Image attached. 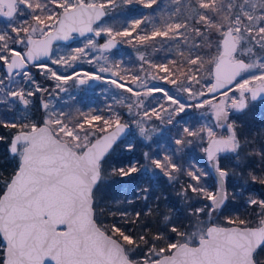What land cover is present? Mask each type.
<instances>
[{
	"label": "snow or ice",
	"instance_id": "obj_1",
	"mask_svg": "<svg viewBox=\"0 0 264 264\" xmlns=\"http://www.w3.org/2000/svg\"><path fill=\"white\" fill-rule=\"evenodd\" d=\"M174 3L148 31L150 13L119 29L105 18L159 0H0V113L11 114H0V143L16 161L6 178L0 171V264H264V125L253 115L264 104V0ZM77 37L81 46L54 47ZM157 38L181 59L141 53L130 72L105 55ZM69 81L129 95L57 112L51 98ZM190 109L203 110L199 121H184ZM161 126L176 131L155 152ZM189 150L203 166L181 162ZM146 176L163 179L174 203ZM118 184L133 197L110 204Z\"/></svg>",
	"mask_w": 264,
	"mask_h": 264
},
{
	"label": "trees",
	"instance_id": "obj_2",
	"mask_svg": "<svg viewBox=\"0 0 264 264\" xmlns=\"http://www.w3.org/2000/svg\"><path fill=\"white\" fill-rule=\"evenodd\" d=\"M154 8L155 10H149V9H142L139 6H135L130 9H116V11L112 13V15L115 14L116 16L115 19H118L119 21L123 22V21H131L132 19L140 17L146 13H150L151 14L150 20L146 21L144 24L141 25V29L146 27L149 29V27L150 28L152 27V24L154 23L155 20H158L160 24L159 19H161L162 14L168 17L169 14L175 10V3L174 0H159V6L158 7L154 6ZM111 16L107 18L109 19ZM120 17L122 19H120ZM141 29H138L137 31H140ZM135 34L136 33H133V35ZM127 39H131V38L129 37ZM118 40H122V38H118ZM120 44L121 47L119 50L112 51V53L114 54L112 61L113 63H120L123 67L129 69L130 72L139 71L141 62L139 61L138 57L141 53H145L150 59H153L156 62H166L169 59H177V60L181 59L180 57H177V55L173 56L174 41H169V40L161 41L160 38H157L154 47L151 46L153 44L152 41L146 42L148 47L141 44V42L138 40H133L132 43L120 42ZM175 51H177V49H175ZM145 67L147 66L145 65ZM169 67L174 68V65H169ZM126 79L130 80V76L126 77ZM148 82H152V81L148 80ZM52 83L53 82L49 81L46 86H51ZM92 99H93L92 96L91 98H89L88 95L82 97L80 93L77 97L74 98L70 97V100L63 103L60 107V111L69 114H75L77 110H80L82 112H89V110H92L91 107L94 104L91 103ZM148 100H151V97L148 98ZM121 111L124 112L125 114L127 113L126 109L122 108ZM197 111L198 110L190 109L187 112V114H182L184 116V121L189 123H195L199 121L200 111L199 112ZM0 114L5 116L11 115L10 113H0ZM253 115L255 121L254 126L256 128H259L260 126L264 125V104L257 103ZM36 118L39 119V115H37ZM154 123L159 124V121H154ZM161 128L162 131H160L153 138L152 149L155 152H160L163 149L170 147L171 146L170 137L176 131V129L164 128V126H161ZM130 136L128 137L129 139L133 137ZM144 150H147V148H145ZM181 162L184 163L185 165H187L190 162L198 163L200 164V166H203L204 164V161L202 159V154L198 150L195 151L189 150L188 156L183 158ZM15 167H16V161L13 160L9 155L7 144L0 143V171L4 173L5 178L12 173ZM145 179H152L154 183L159 181L158 187H160L161 190L165 191V194H168L170 196L169 203H174L175 198L174 196H171V189L164 183L163 179L155 176H146ZM2 189H3V184L2 182H0V192H2ZM107 196L109 198L110 204H114L115 202L121 200L126 201L127 199H131L133 197L132 187L127 184L113 185L107 190ZM122 206H126V205H122ZM128 207L129 210H131V206ZM139 207L140 206L137 204L136 205L137 210L139 209ZM241 211H243V209H241ZM108 219H110V217ZM250 219H252L253 221V226L255 225V223H258V218L250 217ZM221 224H223V221H221ZM0 247H2V245H0Z\"/></svg>",
	"mask_w": 264,
	"mask_h": 264
},
{
	"label": "rangeland",
	"instance_id": "obj_3",
	"mask_svg": "<svg viewBox=\"0 0 264 264\" xmlns=\"http://www.w3.org/2000/svg\"><path fill=\"white\" fill-rule=\"evenodd\" d=\"M115 18H116V16H115V14H113L109 19L107 17L105 19L107 20V22L109 24H111L112 26H114L115 28H118V29H119V27L123 28V27L128 26V22L129 21H123L122 20L123 22H121V21H119L118 19H115ZM166 18H167V16H164L162 14V17H161V19H159V21L161 22L162 19H166ZM120 19H122V18L120 17ZM154 23L157 26H159L158 20H155ZM153 24H152V27H153ZM7 25H8V21L5 18H0V30L7 28ZM151 28L149 27V29H148L146 27V28H143V29L150 31ZM174 44H175V42H174ZM77 46H81V41H79L77 43V45L71 46V47H77ZM54 47H59L62 51H67L69 46L61 44V45H55ZM173 49H174L173 50V53H174L173 56H176V51H175L176 48L174 47ZM105 55L108 56L109 62L113 63L112 58H113L114 54L112 53V51L109 52V53H105ZM177 57H179V56H177ZM99 63L103 64L104 61L101 60ZM53 67H56V66H53ZM78 68L83 69V70H87V71H90V72L95 71L94 68H92L91 66H89L87 64L78 65ZM69 71H71V70H69ZM101 75H107V74H103L102 73ZM141 75H143V74H141ZM161 75H162V73H161ZM125 80H126V82L131 83V81L127 80L126 77H125ZM91 82H93V81H89L87 83V86L84 87V86H80V85H75V84H73V82L69 81V84L67 86L68 90L66 92H60V93L54 95L51 98V103L54 105L55 110L57 112H61L60 111L61 105L63 103H65V102H67L68 100H70V97H72V98L77 97L80 93H81L82 97L86 96V95H88L89 98H91V96L93 97V99L91 100V103L92 104L94 103V104L91 107L92 110H89V111H99V110L105 109L108 104H114V100H113L114 96H119L121 94H123L124 96L129 95L128 93L122 92V89L115 88L114 85H108V84L100 82L97 86L96 85L92 86ZM203 82L205 84L210 83L209 77H207L206 74H204ZM153 83H156V82H153V81L152 82H148L149 86H151ZM163 86L167 87V88H173L172 85H163ZM173 94H175L174 91H173ZM96 103H97V105H96ZM121 109L122 108H118V110H120V111H121ZM199 111L201 112L203 110H198L197 112H199ZM104 114L107 115L106 112ZM125 118L127 119V115L126 114H125ZM130 135L134 136V133H132Z\"/></svg>",
	"mask_w": 264,
	"mask_h": 264
},
{
	"label": "water",
	"instance_id": "obj_4",
	"mask_svg": "<svg viewBox=\"0 0 264 264\" xmlns=\"http://www.w3.org/2000/svg\"><path fill=\"white\" fill-rule=\"evenodd\" d=\"M80 39H81V38L77 37V39H75V40H73V41H70V42H68L67 44H66L65 42H57L56 44H54V46H55V45H58V44L71 45L74 41H77V40H80ZM120 47H121V44L118 43L117 47L114 48V49H112L111 51H113V50H119ZM97 83H99V81H93V82L91 83V85L94 86V85H96Z\"/></svg>",
	"mask_w": 264,
	"mask_h": 264
},
{
	"label": "flooded vegetation",
	"instance_id": "obj_5",
	"mask_svg": "<svg viewBox=\"0 0 264 264\" xmlns=\"http://www.w3.org/2000/svg\"><path fill=\"white\" fill-rule=\"evenodd\" d=\"M79 41H81V39L80 40H77V41H74L71 45H68V46H75V45H77V43L79 42ZM102 42V41H101ZM58 45H61V44H58ZM62 45H66V44H62ZM33 71H35V69L33 70ZM92 83V82H91ZM100 83V82H99ZM99 83H97L96 84V86L99 84ZM80 86H87V84H85V85H80ZM91 86V85H90Z\"/></svg>",
	"mask_w": 264,
	"mask_h": 264
}]
</instances>
